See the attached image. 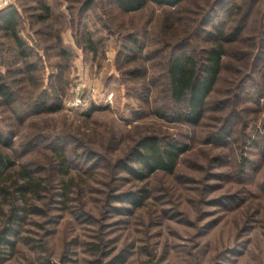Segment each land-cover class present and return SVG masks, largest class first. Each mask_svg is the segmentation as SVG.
Returning <instances> with one entry per match:
<instances>
[{
	"label": "rangeland",
	"instance_id": "obj_1",
	"mask_svg": "<svg viewBox=\"0 0 264 264\" xmlns=\"http://www.w3.org/2000/svg\"><path fill=\"white\" fill-rule=\"evenodd\" d=\"M8 10L25 46L0 28V264H264V0ZM214 26L242 29L188 124L168 64L181 47L202 62ZM146 136L187 147L173 173L140 175Z\"/></svg>",
	"mask_w": 264,
	"mask_h": 264
},
{
	"label": "trees",
	"instance_id": "obj_2",
	"mask_svg": "<svg viewBox=\"0 0 264 264\" xmlns=\"http://www.w3.org/2000/svg\"><path fill=\"white\" fill-rule=\"evenodd\" d=\"M183 0H115L117 5L125 12L136 11L143 8L147 3L158 6L176 7ZM17 11L8 10L0 15V28L12 34V38L20 47L25 43L17 33ZM221 27V26H220ZM215 32L212 39V47L206 51L202 62L198 61L193 51L182 48L174 51L168 64L169 96L176 106V118L188 124H196L203 117L206 99L212 92L222 67V59L226 55L225 44L237 39V34L242 28L238 27L233 33L226 34L223 29L214 26ZM0 96L7 103H11L12 94L3 82L0 74ZM38 110L54 111L59 107H49L46 103H39ZM94 109L92 107L91 110ZM187 147L181 143L162 141L156 136H146L133 148L131 160L139 166L142 177L161 171L171 174L174 172L177 161ZM3 162L0 161V173ZM23 189V187L21 188ZM4 239V238H3ZM2 240V239H1ZM7 242L6 240L0 241Z\"/></svg>",
	"mask_w": 264,
	"mask_h": 264
},
{
	"label": "built area",
	"instance_id": "obj_3",
	"mask_svg": "<svg viewBox=\"0 0 264 264\" xmlns=\"http://www.w3.org/2000/svg\"><path fill=\"white\" fill-rule=\"evenodd\" d=\"M13 1L14 0H0V10L10 8L13 4ZM71 100H73L71 103L72 107L82 105V103L85 102V100L81 98V95L79 96V90L75 91L74 98Z\"/></svg>",
	"mask_w": 264,
	"mask_h": 264
}]
</instances>
